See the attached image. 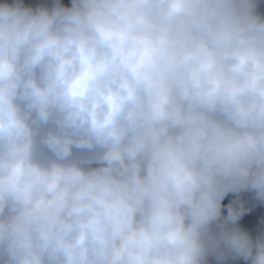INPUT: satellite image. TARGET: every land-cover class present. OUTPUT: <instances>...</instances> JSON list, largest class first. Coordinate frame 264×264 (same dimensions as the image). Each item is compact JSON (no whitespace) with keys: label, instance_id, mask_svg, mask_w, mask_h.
<instances>
[{"label":"clouds","instance_id":"1","mask_svg":"<svg viewBox=\"0 0 264 264\" xmlns=\"http://www.w3.org/2000/svg\"><path fill=\"white\" fill-rule=\"evenodd\" d=\"M257 0L0 2V264H264Z\"/></svg>","mask_w":264,"mask_h":264},{"label":"trees","instance_id":"2","mask_svg":"<svg viewBox=\"0 0 264 264\" xmlns=\"http://www.w3.org/2000/svg\"><path fill=\"white\" fill-rule=\"evenodd\" d=\"M4 2V0H0ZM11 3L12 0H7ZM26 5L36 7L38 5L51 6L54 0H23ZM64 4H70V0H61ZM258 11L264 13V0H257ZM221 219L228 215V206L239 208L243 205L245 211L237 224L244 230L248 231L252 238L255 240L259 237H264V200L256 197L253 190H244L239 193L228 192L225 194L221 201ZM209 264H250L243 258H228L223 261H218L215 256H209Z\"/></svg>","mask_w":264,"mask_h":264}]
</instances>
